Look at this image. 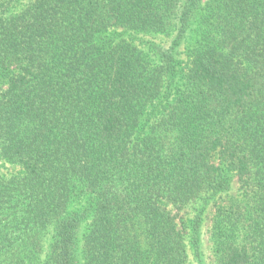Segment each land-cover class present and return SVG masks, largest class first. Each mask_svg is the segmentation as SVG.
<instances>
[{
  "label": "trees",
  "instance_id": "1",
  "mask_svg": "<svg viewBox=\"0 0 264 264\" xmlns=\"http://www.w3.org/2000/svg\"><path fill=\"white\" fill-rule=\"evenodd\" d=\"M0 161V264H264V0H0Z\"/></svg>",
  "mask_w": 264,
  "mask_h": 264
},
{
  "label": "rangeland",
  "instance_id": "2",
  "mask_svg": "<svg viewBox=\"0 0 264 264\" xmlns=\"http://www.w3.org/2000/svg\"><path fill=\"white\" fill-rule=\"evenodd\" d=\"M155 40L157 41H161L163 40V37H157ZM163 43L169 44L171 42V37L166 38L162 41ZM183 50V48L181 49ZM183 59H185V55L183 54ZM186 62V61H184ZM17 171H19L18 167H11V166H6L4 167L2 165V162L0 161V173H5V174H13L16 173ZM237 179H234L233 181V186H232V190L229 192V195H224L221 196L217 199L218 204H222V202H224L225 200H229L232 197H236V198H240V194L242 191L239 190V184L236 181ZM214 207H216V205H212L210 207V210L208 212V217L206 220V224L205 227L203 229V240L201 242V255H202V262L203 264H215V258L212 252V242H211V234H210V225H211V219L214 213ZM191 264H201L199 261L197 262V260L195 261V259L192 257L191 259Z\"/></svg>",
  "mask_w": 264,
  "mask_h": 264
}]
</instances>
